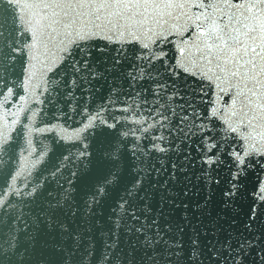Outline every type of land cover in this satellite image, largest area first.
Here are the masks:
<instances>
[{
	"label": "water",
	"instance_id": "95a60500",
	"mask_svg": "<svg viewBox=\"0 0 264 264\" xmlns=\"http://www.w3.org/2000/svg\"><path fill=\"white\" fill-rule=\"evenodd\" d=\"M4 8L0 264H200L189 259L194 235L203 264H218L207 243L214 230L221 241L264 236L256 170L237 210L224 207L225 165L264 156V59L242 66L232 45L247 24L264 51V4L5 0ZM172 44L174 68L214 87L210 106L194 94L198 84L169 85L160 62ZM202 159L220 180L211 192ZM178 238L183 248L170 247Z\"/></svg>",
	"mask_w": 264,
	"mask_h": 264
},
{
	"label": "snow or ice",
	"instance_id": "6c2138e0",
	"mask_svg": "<svg viewBox=\"0 0 264 264\" xmlns=\"http://www.w3.org/2000/svg\"><path fill=\"white\" fill-rule=\"evenodd\" d=\"M108 2H117V0H108ZM121 2L126 3H135L136 0H121ZM203 5L207 7L210 3V0H201ZM223 2V0H222ZM228 2L232 5L233 8L239 9L244 3H249L250 6H255L256 3L264 4V0H228ZM5 0H0V31L3 30V26L5 23V19L7 18L8 21H11V15L9 14L7 17L5 16ZM239 24V21L236 22ZM243 29L240 37L234 41L232 38L229 37L228 39L232 41V45L238 51V60L240 65L245 66H255L256 60L264 59V51L261 50L260 47L257 46L256 41L259 39L257 36L255 29H249L247 24L240 25ZM196 29L193 28L187 35L191 36L192 32ZM236 30V29H233ZM248 41L246 43L245 41ZM171 50L169 51L168 48H163L162 51L165 52V56L161 59V68L166 76L169 85L172 84L173 81L180 79L181 77L184 78L185 84L183 86L178 87H187L188 84L192 85H199L200 91H194L198 101L206 106H210L212 95L214 91L213 86H207L208 82L200 80L196 76H191L187 72H183L179 69H175V57H176V49L175 45H170ZM123 51V50H121ZM169 63H165V61H169ZM231 95L226 97V100H230ZM206 115V113H205ZM201 119H204V116H201ZM208 135H212V131L210 130ZM215 139V137H213ZM239 143L236 144V150L240 151ZM231 147H229L228 152H231ZM209 155H215V151L212 147H207L205 149ZM227 154V153H225ZM199 163L203 166L202 169V176H203V183L206 189L211 192V186L213 184L219 185L220 180L218 177L213 176L212 169L215 167V164L211 163L210 161L200 160ZM238 162H232L230 164L225 165L226 168L231 169V173L229 174V182L228 188L224 192V196L226 198V203L224 204L225 208H233L235 209V198L238 195V192L244 187L242 183L243 179L246 178L249 171H255L257 175L258 182L261 177H264V156H251L249 157L243 164L242 168L237 167ZM182 171H186V169H182ZM174 178V177H173ZM201 180V176L197 177V181ZM259 187V183H258ZM187 195V192H185ZM254 197H256L253 210L258 212L261 207H264V188H260V193H253ZM211 199L209 195L206 200L200 204L195 206V210H199L200 208L207 207V201ZM187 207V205H184ZM210 214V213H209ZM185 220H187V213H185ZM249 219L254 221L256 219L255 214L253 211L249 213ZM248 232L252 233L254 231L253 224L248 223L245 225ZM202 235L208 236L209 233L207 231L202 232ZM211 235L215 237L214 241H208L209 251H211L212 256L211 259L217 261L218 264H247L249 258L253 260V264H264V244H261V241L264 240V236L259 234H253L251 236H244L243 234H233L228 233L227 239L221 241L218 236V232L214 230ZM160 240L157 239L156 243H159ZM165 243H168L165 241ZM199 237L193 236L192 245L193 249L189 253V259L193 261H199L200 264H203V260L201 258V254L199 252ZM170 247H175L177 249L183 248L182 238H178V240L174 243L169 244ZM177 257L182 255V252L177 251L175 253ZM22 258V257H21Z\"/></svg>",
	"mask_w": 264,
	"mask_h": 264
}]
</instances>
